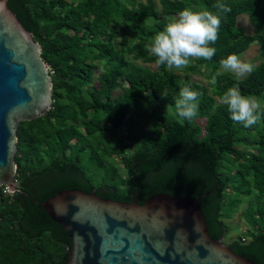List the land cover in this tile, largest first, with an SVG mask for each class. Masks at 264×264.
Returning <instances> with one entry per match:
<instances>
[{
  "label": "trees",
  "instance_id": "trees-1",
  "mask_svg": "<svg viewBox=\"0 0 264 264\" xmlns=\"http://www.w3.org/2000/svg\"><path fill=\"white\" fill-rule=\"evenodd\" d=\"M216 2L8 0L42 47L53 102L45 116L18 126L17 190L0 189V264H67L72 241L40 205L65 190L139 204L160 193L193 200L204 195L200 207L214 240L230 234L225 221L246 199L242 216L249 228L229 247L264 264V116L245 128L230 119L220 99L233 86L264 98V0H222L231 12L221 16L218 40L211 45L216 54L193 60L184 80L157 65L145 49L179 11L216 12ZM242 15L249 17L254 34L239 25ZM256 42L261 61L250 74L220 75L211 90L191 81L204 70L211 79L221 59L240 56ZM184 85L199 92L198 116L191 122L165 109L174 110L173 98ZM143 101L161 105L148 113L150 127L118 136Z\"/></svg>",
  "mask_w": 264,
  "mask_h": 264
},
{
  "label": "water",
  "instance_id": "water-1",
  "mask_svg": "<svg viewBox=\"0 0 264 264\" xmlns=\"http://www.w3.org/2000/svg\"><path fill=\"white\" fill-rule=\"evenodd\" d=\"M42 47L0 0V189L17 190L18 126L52 107ZM156 194L139 204L65 190L41 203L72 241L67 264H256L214 240L200 200Z\"/></svg>",
  "mask_w": 264,
  "mask_h": 264
},
{
  "label": "clouds",
  "instance_id": "clouds-1",
  "mask_svg": "<svg viewBox=\"0 0 264 264\" xmlns=\"http://www.w3.org/2000/svg\"><path fill=\"white\" fill-rule=\"evenodd\" d=\"M213 8L216 12L186 7L170 17L163 30L145 45L149 55L155 57V63L169 71H179L187 68L193 60H211L216 54V48L211 45L218 40L221 16L231 12V7L222 0H217ZM219 64L221 70L211 77L213 85L223 72L243 77L254 70L250 61L241 59L237 54L228 55ZM198 96L199 92L190 86H182L173 98L174 114L181 120L193 121L199 112ZM220 99L227 106L230 119L245 128L258 124L264 116L260 101L254 96L243 95L238 86L228 88Z\"/></svg>",
  "mask_w": 264,
  "mask_h": 264
},
{
  "label": "rangeland",
  "instance_id": "rangeland-1",
  "mask_svg": "<svg viewBox=\"0 0 264 264\" xmlns=\"http://www.w3.org/2000/svg\"><path fill=\"white\" fill-rule=\"evenodd\" d=\"M69 2L73 1V0H68ZM136 1H144V0H136ZM156 2H158V0H155ZM239 25L242 27L246 28V31L249 34H254L255 32V28L252 25V23L250 22V19L248 16L246 15H242L239 18ZM260 52H261V46L259 43H254L251 45V47L249 48V50H247L245 53H243L242 55H240L241 59L245 60V61H250L254 67H256L260 61ZM139 64L151 68L153 70H158V66L154 63L152 64H145L142 63L141 61H138ZM218 70H221L220 68ZM103 71L102 68H100L98 70V72L95 75V80H94V84L98 85V81H97V77L100 75V73ZM203 71V70H202ZM210 70H204L203 72L206 74H195V75H191V81L192 82H197L199 84H202L204 86H207L209 90H211V79L208 78L207 74H209ZM176 73L182 77V79L184 80V77L186 75V72L184 71V69L176 71ZM222 75H228L232 78H237V79H241L243 77H237L235 74L230 73V72H223ZM120 91V90H119ZM258 100H260L261 106L264 107V98L263 97H256ZM217 102L220 103L219 99L217 98ZM153 105V107H151ZM160 104H157L156 102H152V101H143L139 106L134 107L130 116L128 117V119H126V121L124 122V124L122 125V127L117 130V135L118 136H124L130 133H135L137 128H144V129H148L150 127V125L152 124L151 119H148L147 115L149 112H151V108H154V106H158ZM159 107V106H158ZM161 107V105H160ZM165 109L167 111H169L170 113H174L173 109H171L170 107L167 109V106H165ZM205 120L202 119H198L197 123L200 124L201 126L205 125ZM247 204V200L245 199L243 204H241L235 214L233 215V217L231 219H228L225 221V223L227 224L228 228H230V234L223 238V243L226 245H231L232 242H236L239 237L244 234L249 226L246 223L245 219L242 216V211L245 209Z\"/></svg>",
  "mask_w": 264,
  "mask_h": 264
},
{
  "label": "built area",
  "instance_id": "built-area-1",
  "mask_svg": "<svg viewBox=\"0 0 264 264\" xmlns=\"http://www.w3.org/2000/svg\"><path fill=\"white\" fill-rule=\"evenodd\" d=\"M8 190V189H7ZM9 192V191H8Z\"/></svg>",
  "mask_w": 264,
  "mask_h": 264
}]
</instances>
